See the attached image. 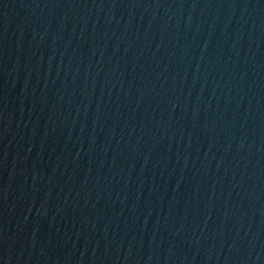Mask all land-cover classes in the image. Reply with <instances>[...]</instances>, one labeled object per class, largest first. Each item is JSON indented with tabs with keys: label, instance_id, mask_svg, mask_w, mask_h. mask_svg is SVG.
Wrapping results in <instances>:
<instances>
[{
	"label": "water",
	"instance_id": "1",
	"mask_svg": "<svg viewBox=\"0 0 264 264\" xmlns=\"http://www.w3.org/2000/svg\"><path fill=\"white\" fill-rule=\"evenodd\" d=\"M0 264H264V0H0Z\"/></svg>",
	"mask_w": 264,
	"mask_h": 264
}]
</instances>
